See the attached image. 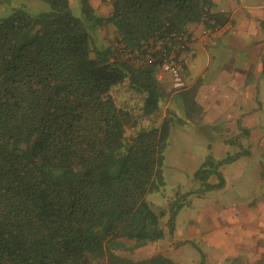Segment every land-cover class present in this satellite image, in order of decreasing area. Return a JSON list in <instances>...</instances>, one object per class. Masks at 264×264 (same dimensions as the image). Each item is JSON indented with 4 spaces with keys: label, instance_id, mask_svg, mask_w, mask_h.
<instances>
[{
    "label": "trees",
    "instance_id": "1",
    "mask_svg": "<svg viewBox=\"0 0 264 264\" xmlns=\"http://www.w3.org/2000/svg\"><path fill=\"white\" fill-rule=\"evenodd\" d=\"M45 1L50 10L0 18V264L113 260L120 238L140 246L166 235V211L147 194L165 185L172 117L127 136L136 120L112 90L128 78L143 114L155 113L168 92L159 60L145 57L164 54L190 24L221 18L212 0H108L107 16L81 0L86 20L70 0ZM108 23L116 45L94 48L88 27ZM209 163L197 177L208 180ZM129 263L182 264L162 253Z\"/></svg>",
    "mask_w": 264,
    "mask_h": 264
},
{
    "label": "rangeland",
    "instance_id": "2",
    "mask_svg": "<svg viewBox=\"0 0 264 264\" xmlns=\"http://www.w3.org/2000/svg\"><path fill=\"white\" fill-rule=\"evenodd\" d=\"M91 3L97 15L107 16L112 11V4L108 0H91ZM17 8L41 12L50 10L51 4L45 0H0V18L11 15ZM70 10L75 16L86 20L81 0H70ZM88 29L91 32V46L94 48L116 45L117 33L114 24L108 23L99 28ZM193 52L195 55L192 56L189 66L191 75H187L189 84H192L198 74L205 69L209 57L206 52L195 49ZM209 53L215 55L217 61L214 67L205 71L207 78L200 79L189 88L176 91L173 94L175 96L168 102L165 96L160 101L158 110L151 115L143 114L144 94L131 87L128 78L113 88L112 93L118 103L127 108L136 120L135 124L128 125L127 136L142 127L158 126L164 110L166 107L170 108L167 114L172 117V125L163 163L165 185L160 190L147 194V200L157 211H166L162 218V223L165 222L166 225V235L155 241L143 242L146 244L140 246H136L132 239L120 238L124 244L112 249L115 254L113 260L108 256L92 258L86 264H130L129 261H147L158 253L182 264H237L229 255L220 256L217 246L212 243V238L220 231L239 232L233 221L237 222L239 219L246 221V218L243 215L238 217L239 211L233 210L240 206L243 200L241 196L249 195L250 190L254 188L261 197L262 187L257 183L242 193L237 189L244 188L250 178L255 176L256 169L251 167V164L264 156V143L259 141L261 138L264 139V127L256 126L264 124V111H259L264 102V80L256 88L255 85H251L253 86L251 90L258 96V100L256 97L249 104L254 111L252 123L255 138L251 139L255 146L254 156L248 161L251 164L244 162L243 165L240 163L229 167V162H223L222 158L238 156L233 148L234 135L241 121L233 120L232 123L223 118L219 122H213L204 118L203 106L198 97L200 87L212 80L222 81L230 78L229 65L226 64L225 58L221 57L220 52L212 48ZM218 73L220 75H217ZM218 76L220 77L217 78ZM251 76L255 77V73ZM260 113H263L261 117ZM238 139L244 141L243 136H239ZM208 159L212 160L208 167L212 168L213 172L208 180H203L195 173ZM180 203L182 205L169 228L167 223L172 207H177ZM251 228V233L246 234V237L253 243H263L264 241L257 236L264 230L253 226ZM245 252L241 251L242 254Z\"/></svg>",
    "mask_w": 264,
    "mask_h": 264
},
{
    "label": "crops",
    "instance_id": "3",
    "mask_svg": "<svg viewBox=\"0 0 264 264\" xmlns=\"http://www.w3.org/2000/svg\"><path fill=\"white\" fill-rule=\"evenodd\" d=\"M210 12L221 18L220 29L205 34L204 28L208 25L205 20L190 24L191 31L189 37V50L192 56L195 55L193 49L206 52L208 60L195 81L189 84L187 75H191L189 69L186 70L187 86L182 89L173 90L170 86L169 77L163 87L167 90V102L172 99L176 91L183 90L193 86L200 79L207 78L206 70H210L216 64V56L211 55L209 50L215 48L220 52L222 58H225L230 71V78L227 80H212L200 87L198 97L203 106L204 118L213 122H219L224 118L228 122L236 120L241 121L239 129L235 132L234 151L236 158H222L223 162L228 163L229 167L248 162L254 156V147L251 139L254 137V125L252 123L254 111L249 107L250 101L258 96L251 90L256 88L264 80V0H212ZM191 62V60H190ZM255 73V77L251 76ZM217 75H220L218 73ZM218 76L217 78H219ZM216 78V79H217ZM215 79V78H213ZM169 107L163 112V117L167 115ZM259 111H264V102ZM263 113H260V117ZM247 119V121H245ZM257 127H264V124H257ZM243 136L244 141H239L238 137ZM260 142L264 143L261 138ZM246 158V159H244ZM241 161V162H240ZM248 164H251L248 162ZM247 164V165H248ZM245 165L243 166V168ZM256 169L255 176L250 178L243 188H238V192L250 190L254 183L262 187L261 197L254 188L250 190L249 195L241 196L243 198L240 206L233 211H239L238 217L243 215L245 220L233 221L239 232L229 233L220 231L212 238L220 256H231L233 262L237 264H264V242L261 244L253 243L246 234H250L252 226L264 230V156L260 160L251 164ZM225 173L223 172V175ZM226 179V177H225ZM234 213V212H233ZM236 214V212L234 213ZM166 228V225H164ZM232 224V223H230ZM257 238L264 241V232L260 231ZM257 233V232H256ZM242 250L246 252L241 253Z\"/></svg>",
    "mask_w": 264,
    "mask_h": 264
},
{
    "label": "built area",
    "instance_id": "4",
    "mask_svg": "<svg viewBox=\"0 0 264 264\" xmlns=\"http://www.w3.org/2000/svg\"><path fill=\"white\" fill-rule=\"evenodd\" d=\"M220 27V24L213 19L212 22L204 28L203 32L205 34H211L219 30ZM190 33V30L181 32L177 36L178 43L173 45L169 50H165L164 54L159 56L147 55L145 57L146 62L159 60L156 69V78L162 86L166 82L167 77H169L170 86L174 90L182 89L187 86L185 74L191 60L189 50ZM76 264H86V262L80 261Z\"/></svg>",
    "mask_w": 264,
    "mask_h": 264
}]
</instances>
